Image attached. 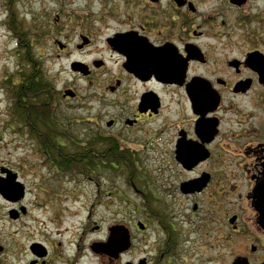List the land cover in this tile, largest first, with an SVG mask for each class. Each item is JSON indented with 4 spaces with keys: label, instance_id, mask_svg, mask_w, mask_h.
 <instances>
[{
    "label": "flooded vegetation",
    "instance_id": "1",
    "mask_svg": "<svg viewBox=\"0 0 264 264\" xmlns=\"http://www.w3.org/2000/svg\"><path fill=\"white\" fill-rule=\"evenodd\" d=\"M80 1L0 0V264H264V0ZM76 151L118 222L63 210Z\"/></svg>",
    "mask_w": 264,
    "mask_h": 264
},
{
    "label": "rangeland",
    "instance_id": "2",
    "mask_svg": "<svg viewBox=\"0 0 264 264\" xmlns=\"http://www.w3.org/2000/svg\"><path fill=\"white\" fill-rule=\"evenodd\" d=\"M79 3H82L80 0H77ZM84 2V0H83ZM79 5H77L78 7ZM71 7H74L73 3L71 4ZM70 9V8H69ZM3 71H0V73ZM61 78H70L71 76L69 71H60ZM74 78V77H73ZM76 79V78H75ZM77 85L81 88H85L86 85L83 81L78 80ZM3 94L0 93V98L3 100ZM78 103V101H77ZM79 105V104H76ZM80 108V107H78ZM77 108V109H78ZM3 110V105H0V114ZM84 110L81 109L79 111H76V114L83 115ZM4 122V119L1 118L0 115V124ZM8 138H5V142H7ZM45 171V170H44ZM43 171V172H44ZM141 172V171H140ZM47 174L46 172H44ZM108 174L107 177L100 178L101 183V189H102V199L101 202L98 201L99 198L95 197L93 195L96 193V184L91 179L84 178H77L76 183L73 182L69 183L67 186V189L70 191H75V193L70 196V203L68 206L64 207L63 210H67V207L69 208L70 212L77 213L78 216H74L75 221L79 222V218L85 217V215L89 212V208L91 204H96L95 208L93 209L94 212V220L99 222L100 224L106 226L108 224H113L118 222V212L124 211V212H130L131 211V202L136 203L138 202V199L135 194V190L132 188V186H127L125 184L124 178L119 174L112 175ZM140 181L144 178L143 173L139 174ZM138 185L137 183H135ZM125 194V195H124ZM151 195H154L151 193ZM116 196V197H115ZM127 199H126V197ZM155 196V195H154ZM117 197L124 198L123 201H120L117 199ZM142 214V213H141ZM187 228H190L189 224H187ZM92 238H97V236H94Z\"/></svg>",
    "mask_w": 264,
    "mask_h": 264
},
{
    "label": "water",
    "instance_id": "3",
    "mask_svg": "<svg viewBox=\"0 0 264 264\" xmlns=\"http://www.w3.org/2000/svg\"><path fill=\"white\" fill-rule=\"evenodd\" d=\"M259 189L260 187H258L257 191H259ZM257 204L260 212L262 213L261 224L264 226V199L258 198ZM107 245L108 250L111 252H120L127 249L130 246L127 231L124 230V232H121L119 229L113 231Z\"/></svg>",
    "mask_w": 264,
    "mask_h": 264
},
{
    "label": "trees",
    "instance_id": "4",
    "mask_svg": "<svg viewBox=\"0 0 264 264\" xmlns=\"http://www.w3.org/2000/svg\"><path fill=\"white\" fill-rule=\"evenodd\" d=\"M77 148H78V146H77ZM107 159H108V163L109 164H111L112 162L118 160V158L115 155H108L107 156ZM85 162L86 161H85L84 153H79L78 151H76V154H75V162H74V165L72 167V169L75 172L76 178H79V176L81 174H83V175L86 174L85 173L86 170H85V167H84V165L86 164ZM68 169H69V167H68Z\"/></svg>",
    "mask_w": 264,
    "mask_h": 264
}]
</instances>
